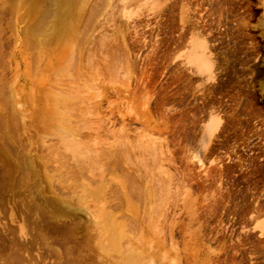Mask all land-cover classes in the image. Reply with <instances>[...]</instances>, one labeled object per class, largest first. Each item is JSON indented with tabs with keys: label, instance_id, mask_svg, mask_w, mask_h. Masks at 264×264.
I'll use <instances>...</instances> for the list:
<instances>
[{
	"label": "rangeland",
	"instance_id": "obj_1",
	"mask_svg": "<svg viewBox=\"0 0 264 264\" xmlns=\"http://www.w3.org/2000/svg\"><path fill=\"white\" fill-rule=\"evenodd\" d=\"M102 1L96 16L93 0L80 4L79 25L94 15L84 38L45 47L32 0H0V158L33 169L4 188L0 223L31 240L33 181L46 187L55 168L62 185L104 173L107 199L88 197L90 211L99 235L108 217L120 234L90 227L89 264H264V0ZM55 82L82 100L57 107ZM38 246L32 262L52 263Z\"/></svg>",
	"mask_w": 264,
	"mask_h": 264
},
{
	"label": "bare ground",
	"instance_id": "obj_2",
	"mask_svg": "<svg viewBox=\"0 0 264 264\" xmlns=\"http://www.w3.org/2000/svg\"><path fill=\"white\" fill-rule=\"evenodd\" d=\"M83 1L84 2L86 1L85 3H87V0H32V3L35 5L34 15L36 16V18H35L34 23L31 24V28H30L32 30L31 32H33L34 35H37V36L40 35V37L38 36V39H39V41L41 39L42 43L44 42L43 44H44L45 47L49 43L57 44L58 41H61V43H62V41L66 37L74 38L75 35L77 36L78 33L81 32L80 31L81 30L80 28H81V25H83V23L86 22L85 24L87 25V22H90V24H91L92 18H94V15L96 16V14H95L96 11L95 10H97V8H98L97 7V4H94L95 2L93 0V4L94 5H92L93 6L92 8H94L93 9L94 11L91 10V13H94V15H92L91 13H89L91 15H88L86 13L88 16H91L90 17L91 20H87L88 19V16H84L85 21L81 25H79V21L81 19V16L84 15V13H83L84 12V10H83L84 8L83 7H85V5L88 4V3L85 4V5L83 4L84 6L82 5L83 6L82 7L80 4L81 3H84ZM102 2L104 3V2H106V0H103ZM33 4L31 5V9L33 7ZM95 7H97V8L95 9ZM80 8L82 9V15H81ZM98 9H100V8H98ZM32 13H33V10H32ZM91 25H93V24H91ZM79 26H80V28L78 29ZM82 28H83L82 30H85L84 31L85 35H87L86 29L88 31V28L89 27L86 28V26L85 27L82 26ZM80 34H82L83 35L82 38H84L85 35L83 34V32H81ZM76 36H75V39H76ZM79 37H80V35H79ZM35 38H37V37H35ZM33 40H34V37H33V39H31V41H32L31 43H33V45L35 47L39 46V45H37L38 43L36 42L37 39H35L34 41ZM68 40H70V39H68ZM71 40L73 41V39H71ZM41 41H40V43H41ZM55 41H57V42L55 43ZM64 41H63V43H64ZM34 42H36L37 44L35 45ZM45 43H48V44H45ZM66 43H67V41H66ZM51 46L49 45V46H47V48L49 49ZM35 47H33V48H35ZM51 48H50V51H51ZM39 53H40V50H39V52L37 54H39ZM59 53H60V49H59ZM67 56L68 55H66V58L65 59H67ZM69 57L70 56H68V58ZM76 57H77V55H76ZM35 58H37V57H35ZM67 61H68V59H67ZM67 61H65V62L63 61V63H65V65L63 67H62L63 64H62L61 61H60L61 63L59 62L60 64L58 63L60 66L58 64L56 66V67H59V70L64 75H65V73L67 71V70L65 71V69H67L66 66L67 65H70L71 66V64H67L70 60L68 62ZM83 62H85V61L83 60ZM84 65H87L86 62L84 63ZM69 68L70 67L68 66V69ZM86 69H87V67H86ZM51 70H52V68H51ZM73 70L76 71L75 69H73ZM82 70H84V69H82ZM70 71H71V69H70ZM79 72H80V75H81V70ZM62 74L60 73L57 76L59 77ZM81 76H83V75H81ZM86 77H88V74H87ZM51 80L55 81V80H57V78H55V80H54V78H52ZM51 80H50V83H51ZM65 80H66V78L64 79V81ZM79 81L82 82V78L81 77H80ZM60 82L63 83V80H60ZM67 82L68 81H66L65 84ZM68 83H70V82H68ZM85 83H86V81H85ZM65 84L63 85L64 87H65ZM88 85H89V87H90V85L92 86V84L89 83L85 87H87ZM61 86H62L61 84H59L57 86V83H56V89L58 87V89L56 91H58V92L60 91L59 94H61V92H63V91H66V92H63L61 95H59L58 92H57V94L59 96L58 95L56 96V94H54V92H55V89H54L53 90L54 92L52 93L54 99L56 98L55 99L56 100L55 104H57V107H59L60 105H63V104L65 106L66 103H64V102H66V100L69 97L73 99L76 96L75 94H74L75 96H73V94H71L72 91H70L69 87H67L69 89V90L68 89L67 90L70 92V95H68L67 90H62ZM78 87H80V86L77 85V87H75V88H78ZM89 87H88V89H89ZM59 88H61V90H59ZM70 88H71V86H70ZM78 90H81V89H78ZM81 94L82 93H80V95ZM77 97H79V96L78 95L76 96V99H78L77 101L82 100L81 98L79 99ZM74 101H76V100H73V102ZM59 103H61V104L59 105ZM67 104L71 105L72 103L70 104L69 101H68ZM74 104H75V102H74ZM81 104H82V102H81ZM76 105L78 106L77 102H76ZM65 107H68V106H65ZM78 109L79 108H77V110ZM62 110H63V108H62ZM73 110H76V109L73 108ZM65 111H68V110H65ZM71 111H72V109H71ZM129 145H130V142H129ZM121 146H123V145H121ZM131 146H132V144H131ZM128 147H130V146H128ZM116 150L114 151L115 153L117 152ZM128 150H129V148H128ZM123 151H118L119 154L117 152L116 153L117 155L113 151H112V153H114V155H116L117 157H118V155L120 157V156L123 155V154H121V152L124 153ZM126 153H127V151L124 154L127 155ZM109 158L111 159V156L110 155H109ZM27 160L29 161V159H27ZM27 160H25V161H27ZM28 161H27L26 164H28L30 162V161L29 162ZM27 166H29L30 171H31V172L30 171H28V172H30L31 175H33L32 174L33 173L32 172L33 169H32V166H31V162ZM99 167L101 168V166H99ZM94 168H97V167L93 166V169ZM19 169H20V172L17 175L16 173L19 171ZM28 169L25 168V170H24L23 164H21L17 160L16 161H13V160L10 161L9 160V157H7V158H5V157L0 158V203L5 198L4 197L5 196V194H4V190L5 189L4 188H8L13 183L15 185H19L20 184V181L19 180L22 178V175L24 174V177L23 178H26L27 177L25 175V173L27 172ZM60 169L63 170L62 168H60ZM60 169L55 168L54 171H58V174L52 176L51 178L49 177V175H46L45 176V178L47 180V186L46 187H44V188L40 187V181L39 180H35L32 183L33 186H34L33 188L36 189L34 192L37 191L36 193L38 194V197L41 200V203L40 204H35V208H36V210L38 209V211L37 212L34 211V212L35 213H38V214H37V217L32 221L34 223L31 222L34 225V231H35V233L31 235L32 236V239L31 240H27V241L20 240V238L23 237L24 234H25L24 233V227L23 226L19 225V226H16V227H14V226L12 227L11 224L8 225V224H5V223H0V264H46V263L47 264H81V263L83 264V263H85V260L83 262V258L85 256V254H88L89 252L86 253L87 250H85L84 247L87 244L90 245V243H89V242H91L90 237L93 236V235L91 236L89 234L90 233L89 231L93 230V229L90 230V227L93 228V226H94V228L95 227L97 228L100 225V222L98 220L95 221L96 220V216L93 215L92 212L90 211V209H91V204H90L91 203V200L90 199H87V198L88 197H92L93 199L92 198L91 199L93 201L96 202L98 200L97 201L98 203L101 202V201H103V203L105 204L104 201H106V199H107L106 198V194H107L106 192L108 191V187L109 186L107 185V182L104 180L105 179L104 173H103V177L100 178V179L98 178V180H94L95 177L92 178L91 175L90 176H87L86 175L87 177H84V174L85 173L84 174L82 173L83 176H81L78 173L77 175H78L79 180H80V181L78 180V183H75V184H73V183L65 184L64 183L65 185H62L61 184V180L63 178H62V171H60ZM86 169L89 170L88 167H86ZM21 170H23V171L21 172ZM92 170L91 171H88V172L94 174V172H95L96 169H94V171H92ZM100 171H102V170H100ZM44 172L46 173L45 167H44ZM96 172H98V168H97ZM71 175H72V173H71ZM77 175H76V177H77ZM72 176H74V175H72ZM82 180H84V181H82ZM137 180H139V179H137ZM16 181H18V182L16 183ZM52 181H54V182H56L58 184V186H57L56 189L53 186L54 182H53V184L51 183ZM121 181H120V184H121ZM126 181H127V179H126ZM124 183H126V182L125 181H122L121 187H118V186H120V184L118 183V185H117L118 189H121L122 187H124V185H126ZM133 183H135V181ZM7 184L9 186H7ZM138 184H139V181H138ZM15 185H13V186H15ZM59 185H62V186H60V188H58ZM124 188L126 189L127 187L125 186ZM123 189H121V192L124 194L125 193L124 192L125 189L124 190ZM132 190H133V186H132ZM146 190H147V188H146ZM143 192H145V191H143ZM72 197H74V198H72ZM98 203H96V204H98ZM101 207H103V206H101ZM20 214H22V213H20ZM80 215L81 216L82 215L84 216L83 219H85V217H87L86 218L87 220L86 219H85V221L82 220L81 219L82 217L80 218ZM100 215L102 216V214H100ZM107 217H108V215H107ZM104 218L106 220V217H104ZM0 219H1V217H0ZM11 220H13V219H11V217H10V221ZM102 220H103V216H102ZM114 220L115 219L113 217H111V218L108 217V219L106 220L105 223H104V220H103V223L105 224L104 227H106V229L105 228L104 229H105V231L107 230V232L109 230L108 233L110 234V237L113 235L112 236L113 239L115 238V236L118 239V237H119L118 235L120 233H118L117 235L115 233L118 232L116 230V228H118L119 226L118 227L116 226V224H118V223H115L116 220L115 221ZM100 221H101V219H100ZM96 228H95V232L97 230L100 231L99 230L100 229L99 227L97 229ZM104 232H103V234H104ZM110 232H112L113 234H111ZM108 233H106V236H105L101 232H100V235H99V232H96L95 235L97 234L98 235L97 238L99 237V239H102V236L107 237L108 236L107 235ZM88 234H89L90 237H86V235H88ZM112 238L109 239V242H110V240H111V242H113V239ZM94 239H96V238H94ZM105 239H108V238H104L103 240H105ZM86 240H88V241H86ZM116 241L117 240H115L114 242H116ZM35 244H39L40 245V247L38 246L39 248H42L43 249V247H44V250L45 251L50 252L49 253L50 255L48 254L49 255V258H50V256H54L55 255L56 258L54 259V261L52 263H50V262L49 263L48 262L43 263V261H44L43 257L44 256H43V254H41V255L39 254V255H37L38 257H35L33 255L35 258H33V262H32V258L30 257V255H32V254L30 253V255H29V251L35 246ZM53 244H55V245H53ZM96 244L98 245V243H96ZM52 245L53 246L58 245L61 248L62 251L60 252L56 247H52ZM114 245H118V244H114ZM120 245H122V243ZM85 248L88 249V246L85 247ZM89 248H90V246H89ZM82 249H84L86 251L85 254L81 253L82 251H84ZM115 250H117V249H115ZM132 252H133V250H132ZM51 253H53V254H51ZM79 253L80 254H83V256L82 257L77 256V255H79ZM26 254H28L29 257ZM89 254H91V253H89ZM48 255L46 254V256H48ZM89 256H91V255H89ZM89 256L88 255L85 256V258L87 259V263L91 259V257H89ZM125 256H127V255L125 254ZM127 257H131V256H127ZM59 260H61V261H59ZM128 261H129L128 262V264H129L130 263V260H128ZM91 262H92V260H91Z\"/></svg>",
	"mask_w": 264,
	"mask_h": 264
}]
</instances>
